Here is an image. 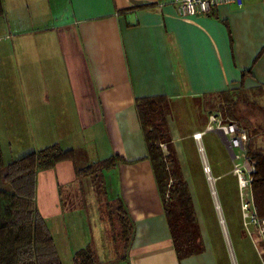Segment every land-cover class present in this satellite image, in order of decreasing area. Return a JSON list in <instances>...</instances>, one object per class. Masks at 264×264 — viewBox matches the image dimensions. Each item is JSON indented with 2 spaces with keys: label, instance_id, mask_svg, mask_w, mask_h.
I'll return each mask as SVG.
<instances>
[{
  "label": "crops",
  "instance_id": "obj_1",
  "mask_svg": "<svg viewBox=\"0 0 264 264\" xmlns=\"http://www.w3.org/2000/svg\"><path fill=\"white\" fill-rule=\"evenodd\" d=\"M3 2L0 150L4 163L10 165L14 158L53 145L73 150L76 156L40 172L37 179L38 210L60 258V238L68 242L71 253L87 243L96 247L98 237L108 244L104 202L94 188L91 194L84 188L82 179L92 176L77 177L76 170L116 157L117 163L100 173L106 172L105 182L114 189L108 190V203L121 200L134 224V240L123 263L219 264L203 220L204 249L179 258L136 101L167 97L175 105L223 94L228 124L238 125L251 138L259 136L258 145L264 149L263 4L246 0L243 8L226 5L209 15L181 18L173 0ZM167 120L172 144L193 176L197 157L201 161L193 135H184L172 115ZM208 135H213L212 160L226 164L224 175L234 176L233 151L226 137L219 131ZM79 179L82 188L73 187ZM73 210H84L92 229L85 243L72 240L69 228L77 221ZM98 247L107 251L103 243ZM228 248L232 255L230 243Z\"/></svg>",
  "mask_w": 264,
  "mask_h": 264
},
{
  "label": "trees",
  "instance_id": "obj_2",
  "mask_svg": "<svg viewBox=\"0 0 264 264\" xmlns=\"http://www.w3.org/2000/svg\"><path fill=\"white\" fill-rule=\"evenodd\" d=\"M4 15V2L0 0V18ZM224 96L223 94L209 96L207 108L213 110L217 104H220L224 112ZM172 104V100L167 97L145 98L136 101V108L163 198L175 249L179 258L183 259L201 251L198 247L201 235L194 197L188 181L179 172L169 131L167 117ZM258 141L259 136L250 139L247 155L256 162L257 173L252 191L258 215L264 218V149L258 145ZM162 143L167 144L170 150L169 159L176 179L169 198H166L169 174L160 148ZM75 158L73 150L65 151L59 145H53L29 153L6 167L0 150V172L6 169L2 183L11 190L0 189V264H62L54 238L46 220L38 210L37 179L40 172L54 169L58 164L74 161ZM115 163L117 158L113 157L86 169L76 170V176H95L111 168ZM105 209L109 238L116 254L119 255L118 260L125 261L134 240V224L121 200L117 199L113 203L106 204ZM243 235L248 236L244 229ZM74 264H102V262L98 259L94 248L89 246L77 252Z\"/></svg>",
  "mask_w": 264,
  "mask_h": 264
},
{
  "label": "rangeland",
  "instance_id": "obj_3",
  "mask_svg": "<svg viewBox=\"0 0 264 264\" xmlns=\"http://www.w3.org/2000/svg\"><path fill=\"white\" fill-rule=\"evenodd\" d=\"M35 36V35H34ZM39 40V39H38ZM58 58V57H56ZM44 83H47L46 80H43ZM208 100H194L193 102H178L172 104V107L170 109V115L174 118V120L180 125L181 130L183 131L184 135H194L193 132H196V130H201L206 124V121L209 119L211 115H219V117L225 122L229 123L224 115V112L222 111V107L220 104H217L215 109H208ZM196 121L195 123L193 122ZM204 130V129H203ZM209 134V133H208ZM205 134L206 137L203 140V144L205 147V151L207 154V158L209 161L210 166L214 167L213 170V176L218 177L216 182V190L219 197V203L221 204V215H223V219L226 223V227L229 234L230 244L233 249V254L236 259L237 264H264L262 260H264V244L260 241L258 232H253V237L251 238L243 235V221H242V215H241V209H240V201H239V189H238V182L237 179L229 174H223V170L225 168L226 164H222V162H214L211 158V154L209 151V147L212 143V136ZM193 137V136H192ZM189 142H186V146ZM165 146V149H162L164 154V162L166 165V171L169 174V181L167 186V191L170 196V193L172 191V188L174 184L176 183V179L173 175L174 169L172 162L169 159L170 156V150L167 146V144L162 143ZM173 149L175 150L176 154V160L179 172L181 173L182 177L188 181L190 185L191 192L193 196L195 197L196 201H199L201 206V216H198V224H199V232H200V240L198 243V247L200 249H204L203 244V235H202V227H201V221L203 220L204 228L206 229L207 236L211 240L212 245L214 247V250H216L219 264H233L232 256L230 254L225 234L223 231V228L220 223V213L216 209L214 200L211 195L210 191V185L208 183L207 177L203 172L202 168V162L197 157V162L195 163V166L197 167L195 169V172H193V176H190L188 174V171L190 169L189 163L185 162L183 157L180 158L179 153L176 151L174 144ZM189 151V150H188ZM197 154V152H196ZM199 156V155H198ZM23 156H20L21 158ZM19 158H14V160H17ZM7 167V163H5ZM219 165V168L217 167ZM215 167H217L215 169ZM222 168V171H221ZM6 173V169H3L0 172V189L11 191L9 190V187L4 185L2 183L3 177ZM105 174L104 173H98L95 176H92L89 179H82V183H84V188L86 190H89V194H91L94 190H96L98 198L101 202H104L102 207L105 208L106 203L108 204L109 197L108 190H114L109 188V185H107V180H105ZM73 187L75 188H82L81 185V179L76 181L75 184H73ZM88 195V194H87ZM111 197V196H110ZM107 200V201H106ZM195 201V202H196ZM115 202V201H113ZM112 202V203H113ZM197 203V202H196ZM100 209V206H99ZM106 211V210H105ZM73 216H75V226H71L70 232L72 240H80L81 242L85 243V241L90 238L91 230L89 228V224L86 222V214L84 213V210H73ZM106 214V213H105ZM97 225L99 224L98 221ZM95 230L97 231V227L99 229V226H94ZM76 229V230H74ZM76 231V234H73V232ZM59 244H57L60 247V254H61V261L62 264H74V257L77 253H71L67 250L68 242H64L58 240ZM105 241V243H104ZM108 244L105 239H100L98 237L96 247L92 246L94 250L96 251V255L98 259L102 262V264H124V261L118 260V256L115 252V249L113 248V243L111 241V238H109L108 235ZM87 243V242H86ZM104 244L105 250L107 251H101L97 249V245ZM85 244V247H89L90 244ZM71 246V243H70ZM84 248V249H86ZM110 248V250H109ZM83 250V249H81ZM101 251V252H99ZM79 252V251H78ZM120 254V253H119ZM123 252H121L120 255H122Z\"/></svg>",
  "mask_w": 264,
  "mask_h": 264
},
{
  "label": "built area",
  "instance_id": "obj_4",
  "mask_svg": "<svg viewBox=\"0 0 264 264\" xmlns=\"http://www.w3.org/2000/svg\"><path fill=\"white\" fill-rule=\"evenodd\" d=\"M256 1H260L264 6V0ZM245 2L246 0H173L177 14L181 18L209 15L214 10L226 5L243 8ZM208 120L205 129L193 135L208 183L210 185V182L214 180L216 185L218 178L213 176L212 168L209 164L203 144V136L209 132L219 131L226 137L233 151V175L238 182L240 209L244 228L251 238L253 237V232L257 231L259 239L264 244V218H260L258 215V209L252 191V184L257 173V166L256 162L247 155V144L250 141V136L248 132L240 129L238 125L225 123L217 114L211 115ZM160 148L165 149V146L160 144ZM210 191L216 209L218 211L221 210L216 186L214 189L210 187ZM166 198H169V194L166 195ZM252 229H254L253 232L251 231ZM262 261L264 262V260Z\"/></svg>",
  "mask_w": 264,
  "mask_h": 264
},
{
  "label": "bare ground",
  "instance_id": "obj_5",
  "mask_svg": "<svg viewBox=\"0 0 264 264\" xmlns=\"http://www.w3.org/2000/svg\"><path fill=\"white\" fill-rule=\"evenodd\" d=\"M210 187H212L213 189L215 188V181L214 180H212L211 182H210ZM219 213H220V216H221V226H222V228H223V225H224V234H225V236H227V239H228V241L229 242H227V244H228V246H229V243H230V239H229V235H228V232H227V227H226V223H225V221H224V219H223V215H221V210H219ZM226 231V232H225ZM226 239V240H227ZM230 247H231V253H232V260H233V264H237L236 263V259H235V257H234V254H233V249H232V246H231V244H230ZM230 251V250H229Z\"/></svg>",
  "mask_w": 264,
  "mask_h": 264
},
{
  "label": "water",
  "instance_id": "obj_6",
  "mask_svg": "<svg viewBox=\"0 0 264 264\" xmlns=\"http://www.w3.org/2000/svg\"><path fill=\"white\" fill-rule=\"evenodd\" d=\"M222 221L220 220V223H221ZM224 231V230H223Z\"/></svg>",
  "mask_w": 264,
  "mask_h": 264
}]
</instances>
